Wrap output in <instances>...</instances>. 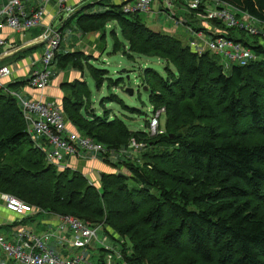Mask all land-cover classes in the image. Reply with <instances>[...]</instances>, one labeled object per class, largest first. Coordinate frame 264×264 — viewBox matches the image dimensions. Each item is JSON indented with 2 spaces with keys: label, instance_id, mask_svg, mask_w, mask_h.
Listing matches in <instances>:
<instances>
[{
  "label": "trees",
  "instance_id": "obj_1",
  "mask_svg": "<svg viewBox=\"0 0 264 264\" xmlns=\"http://www.w3.org/2000/svg\"><path fill=\"white\" fill-rule=\"evenodd\" d=\"M220 1L264 23V0ZM124 4L78 11L62 30L77 19L82 34L105 42L114 22V54L165 62V76L152 69L140 74L142 86L151 90L152 108L165 109L164 133L132 132L111 110L94 109L85 79L66 83L62 111L80 134L109 153L127 149L132 138L146 145L136 161L123 162L124 176L103 173L98 187L82 172L47 163L17 100L0 89V193L46 212L103 224L128 264H264V45L251 46L234 35L244 31L229 29L228 36L258 59L225 69L219 56L192 51L184 38L147 26L140 13H124ZM94 60L73 51L57 54L55 65L87 70L98 89L106 82L123 85V78H110ZM27 85L11 82L7 88ZM108 100L124 106L116 95ZM104 162L122 164L109 156ZM98 255L101 260L102 249Z\"/></svg>",
  "mask_w": 264,
  "mask_h": 264
},
{
  "label": "built area",
  "instance_id": "obj_2",
  "mask_svg": "<svg viewBox=\"0 0 264 264\" xmlns=\"http://www.w3.org/2000/svg\"><path fill=\"white\" fill-rule=\"evenodd\" d=\"M54 1L0 0V49L8 46L7 38L1 33L3 29H8L13 34H24L31 29L44 27V32L37 37L41 38V41L35 43L44 45L41 67L35 69L27 79L30 89L36 91L40 97L30 99L19 91L7 88L8 81L13 76V71L8 66L0 67V89L17 100L34 146L44 152L46 162L62 171L67 169V166L62 163L64 158H94L105 161L108 156L112 160L114 155L95 139L84 136L78 131H71L63 114L62 105L46 101L43 97V92L56 76L53 63L56 61L61 45L62 28L71 16L79 11L76 6L82 2V0H77L78 4L73 6L70 4L72 0H56L54 6L52 4ZM155 1L162 5L161 12H167L168 15L172 13V18L184 24L190 35L187 44L192 51L199 54L207 51L214 53L221 58L225 69L230 67L229 60L244 67L258 59L251 48L235 42L228 36L229 29H236L252 36L261 35L260 37L264 39V23L256 20L252 15L239 11L220 0H128L123 6V11L124 13H150ZM177 1L189 13L211 22L216 28L210 29L203 26L199 29L183 18H178L173 10L177 7ZM52 6H54L55 13L53 21L56 14L60 16L64 11L67 15L69 14L60 29L53 28V21L48 25L44 24ZM206 29H208L207 32H205ZM164 115V108L159 110L152 108L147 126L149 136L156 137L164 133L160 128ZM144 148L146 145L143 142L132 138L128 148L118 153L133 154ZM4 201L8 211L24 219L27 215L50 213L27 204L13 195L4 194ZM51 214L58 220L56 230L36 234L21 226L15 229L13 234L15 241H10L0 233V249L5 253L9 262L12 264H120V261H124L121 251L111 245V236L106 233L103 224L94 225L72 215ZM100 233H102L101 236ZM52 242L59 243L61 247L51 248ZM94 246L103 250V259L99 260L97 255L100 250L96 251ZM91 249H94L92 253ZM64 250L68 253L64 254ZM95 258H97L96 262H94ZM123 264L128 263L124 261Z\"/></svg>",
  "mask_w": 264,
  "mask_h": 264
},
{
  "label": "rangeland",
  "instance_id": "obj_3",
  "mask_svg": "<svg viewBox=\"0 0 264 264\" xmlns=\"http://www.w3.org/2000/svg\"><path fill=\"white\" fill-rule=\"evenodd\" d=\"M101 1H102L101 5L98 4ZM126 1L128 0H82V2H80L79 5H77L78 1L72 0L70 4L73 6L77 5L76 6L77 10L79 11L82 10L81 13L84 12L88 14V13L106 11L110 8L111 5L120 6L124 4ZM55 3L56 0L52 4L55 6ZM176 4L177 7H174L173 10L174 12L177 13L178 18L180 19L183 18L185 21L189 22V24L192 25L193 27H197L199 29L202 28L203 26H206L210 29L216 28L211 22L207 20H202L199 17H197L195 14L189 13L187 9L181 5L180 2L177 1ZM161 10H163L162 5L159 2L157 3V1H155L154 4L152 5V11L150 13H140L141 19L145 23H147L149 27H152V29L173 36L179 35L178 37L184 38L183 40L185 41V43H187V41L190 40V35L188 34L184 24L178 22L177 19L172 18V13L168 15L167 12H161ZM68 15L67 12L65 11L60 16L56 14V18L52 23L53 28L60 29V26L67 19ZM73 16L74 15H72L71 17ZM115 28L117 29V26L114 22L109 24L107 28L105 42H101L99 39H95V40L90 39L83 43L84 44L83 46L87 47V45H94V43L96 42L98 45V50L99 51L101 50L100 53L101 55L99 54V56L97 57L98 60H94L93 62V65L95 67L99 69L108 70L109 77L114 80L121 78L124 79L123 85H120L118 87H110L108 82H106L101 89H98L92 76L88 75L86 77V80L89 84L92 93V100L94 103L93 107L95 105L96 106L95 109L99 113H102L105 109L109 111L111 110L112 111L111 116L112 117L116 116L121 120H123L131 131L147 132L146 120H148V118L151 116L152 113V106L149 101L151 90L148 91L144 90L145 87L142 86V79L140 80V74L144 73V71L148 69H152L158 72L159 74H161L162 76H165V71H164L165 62L157 58H146V57H136L135 61H129L122 51H120L116 55H111V53L113 52L114 43L110 32L112 29ZM36 29L39 28L31 29L25 32L24 34H16V36L15 37L13 36V38L17 39V41H23L30 39L32 37H36L37 35H40L44 32L43 30H40L38 31L39 33H35L34 31ZM207 31L208 29L205 30V32ZM80 33L81 31L77 25V19L69 21L66 28L61 32L62 41L58 51V55L64 56L65 54H67V52H71L70 49H72L73 44H76L77 40L80 39ZM234 35H236L237 37L244 38V40L247 41L251 46H256L258 44L264 45V39L260 36L256 38L245 32L244 33L235 32ZM82 50H83L82 47L77 49V51H82ZM86 50L88 51V49ZM87 53L89 54V52ZM228 63L230 66L236 65L230 60L228 61ZM53 68L56 69L55 63H53ZM27 79L28 77H25V80ZM129 88L134 90L133 95H131L127 91V89ZM21 94H23V96H26L25 93H21ZM112 95L118 96L124 102L125 107L116 101L115 102L109 101L108 99ZM103 99H106V103L103 107H101V101ZM161 120L162 122L165 121L164 116L162 117ZM113 153H115L114 155H117L116 153H118V150L113 151L112 154ZM67 160L68 158H64L62 160V163L65 164ZM120 162L122 163L120 164V166L112 167L115 170V173H117V171H120V173H127L125 165L123 164L122 161ZM99 178L100 175L99 174L97 175L96 173L93 177L89 176L88 180L91 181L92 184L98 186L99 183H97L98 182L97 180H99ZM101 235L102 233H100V236ZM114 244L111 241V245L115 246ZM127 247L128 248L132 247V244L129 240H127ZM117 248L120 250L119 247H116V249ZM94 249L98 251L100 250V247L94 246ZM93 250L91 249V253L93 252ZM97 256L99 257V255ZM96 260L97 258L94 259V262H96ZM119 263L123 264L124 261H120Z\"/></svg>",
  "mask_w": 264,
  "mask_h": 264
},
{
  "label": "crops",
  "instance_id": "obj_4",
  "mask_svg": "<svg viewBox=\"0 0 264 264\" xmlns=\"http://www.w3.org/2000/svg\"><path fill=\"white\" fill-rule=\"evenodd\" d=\"M53 7L54 6H52V8L49 10L48 15L45 18V23H44L45 25L50 24L54 19L55 13ZM147 26L149 25L147 24ZM40 30L44 31V27H39V29H36L34 32L39 33L38 31ZM1 33L3 36L7 38L8 46L5 47L4 49H0V67L8 66L13 71V76L12 78H10V81H8V83L28 81L25 80V77H28L29 79V76H31L32 72L35 69L41 67V56L44 50V45L35 44V43L31 44V42H36V40L39 39L37 38L39 35L27 40L17 41V39L13 38V36L15 37L16 34H13L8 29H3ZM90 39L95 40L97 38L96 36H94V34L80 33V39L77 40V43L79 44L77 43L73 44V47L72 49H70V51L71 52L77 51L78 48L82 47L83 50L81 52H84L86 56L88 55L91 59L92 56L95 59H97L100 53L96 42L94 43V45H87V47L83 46L84 45L83 43ZM86 49H88V51ZM87 52H89V54ZM116 54H114V51L111 53V55H116ZM90 63H92V60ZM55 72H56V76L51 82V84L48 86V88L43 92V97L46 101H52L58 104H62V100L64 99V97H66L68 93V90L64 88V85L66 83H71L76 80H83V79L86 80V77L90 75L87 70L83 71L82 68L76 69L74 67H71L70 65L68 66L57 65ZM13 90L19 91L20 93H25L26 96L29 97L30 99H35L40 97V95L37 94L36 91L34 90L32 91V89H30L28 85L21 89H13ZM95 107L96 106L94 105V109ZM68 128L71 131H77L72 125L69 124H68ZM114 154L115 153H113V155ZM116 154L117 155H114L112 157L113 163H121L120 161L134 162L135 159L138 158L139 156V153L124 154L123 152L121 153L119 152ZM65 165L67 166V168H70L73 171L82 172L88 178L89 176L93 177L96 173L97 175L98 174L100 175L101 173H115V170L112 168V166L106 164L102 159L68 158ZM119 172L120 171H117V173ZM97 181H98L97 183H99L98 186H100V178ZM57 224H58L57 218L51 213L35 214L33 216L27 215L24 219L8 211L5 206L4 194L0 193V233L6 236L7 238H9L10 241H15V237L13 234L15 232V229H17L18 227L23 226L25 228H28L29 230L34 231L36 234H42L49 230H56ZM58 247H61L59 243L52 242L51 248L56 249ZM67 253L68 251L64 250V254ZM0 263L12 264V262H9L5 253L1 249H0Z\"/></svg>",
  "mask_w": 264,
  "mask_h": 264
},
{
  "label": "water",
  "instance_id": "obj_5",
  "mask_svg": "<svg viewBox=\"0 0 264 264\" xmlns=\"http://www.w3.org/2000/svg\"><path fill=\"white\" fill-rule=\"evenodd\" d=\"M26 51H28V50H26ZM144 90H145V91H148L149 89H148L147 87H145ZM127 91H128L131 95L134 94V90H133V89H130V88H129V89H127ZM120 175H121V176H124L123 173H120ZM102 176H103V173L100 174V178H101Z\"/></svg>",
  "mask_w": 264,
  "mask_h": 264
},
{
  "label": "bare ground",
  "instance_id": "obj_6",
  "mask_svg": "<svg viewBox=\"0 0 264 264\" xmlns=\"http://www.w3.org/2000/svg\"><path fill=\"white\" fill-rule=\"evenodd\" d=\"M39 41H41V38H39L38 40H36V42H31V44L32 43H38ZM122 254H123V252H122ZM124 255V254H123ZM123 259H124V257H123Z\"/></svg>",
  "mask_w": 264,
  "mask_h": 264
}]
</instances>
